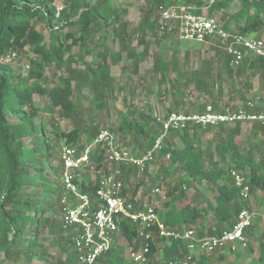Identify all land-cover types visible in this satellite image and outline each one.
<instances>
[{"label":"trees","instance_id":"16d2710c","mask_svg":"<svg viewBox=\"0 0 264 264\" xmlns=\"http://www.w3.org/2000/svg\"><path fill=\"white\" fill-rule=\"evenodd\" d=\"M55 1L0 0V59H2L0 61V264H33L35 257L43 259L47 255L38 240V227L41 225V215L50 209V205L34 203L31 198L21 194L23 189L31 184L29 175L33 168L32 154L36 155L37 148H45L43 153H47L48 157L51 154L48 150L50 138L46 135V127L42 122L37 123L34 119L40 113V108H36L34 96L37 94L48 96L52 108H58L63 115L77 118L80 106L74 98L75 80L80 90L86 85L103 84L110 76L108 67L119 65L123 53L134 58L137 69L151 51L152 45L145 41L147 34L150 33L156 41L159 40L160 6L168 7L180 3L194 6L195 4L191 0H151L148 9H143L144 16L138 26L139 32L143 34L140 42L144 48L137 54L135 50H130L127 44L130 38L128 25L120 19L124 11L114 9L110 0H95L94 3L85 4H82L81 0H67L68 9L58 13V16L53 6ZM232 9L235 11L230 14L227 23L222 24L227 31L247 35L256 31L263 23L264 0H238L237 3H233V0H216L209 7V12ZM62 21L64 24L59 26L58 23ZM241 21L245 22L243 26L240 24ZM232 22L236 26L235 31L230 26ZM102 26L107 32L113 30L119 37L122 43L121 52L113 54L105 48L102 52L96 53L93 58L94 63L88 64L85 73H79L76 77L59 78V85L47 88L42 82L46 69L53 65L61 68L66 59L71 67L74 62L71 52L75 45L87 46V53H93L94 48L91 47L92 45L89 47L87 41L95 27ZM39 27L49 30V34L45 35ZM66 28H77L78 31L66 33ZM78 32L80 36L77 38ZM169 34L165 32L162 36L168 37ZM104 41L105 39L101 45H104ZM213 49L216 51L215 59L202 61L200 68L178 71L174 76L177 79H184L187 84H194L195 90L202 98L198 113H204L209 100L213 101L216 94L221 97L223 92L222 84L214 79L215 61L221 68V72L217 74L218 80L226 75L225 81L237 84V79L244 77V83L248 85L249 90L246 92L237 90L240 101L250 113H264V96L260 93H251L252 78L257 74L264 78V58L247 55L237 68H233L231 58L226 52ZM26 50L31 52L33 57L30 62L29 77L22 78L3 60L10 52L18 54ZM154 70L164 84L170 82L172 84L170 89L174 93L178 92V84L172 78V73L175 72L173 60L165 62L157 56ZM71 73L76 72L72 70ZM255 101L257 104L252 109L248 107L249 103L254 105ZM213 105L214 109H218L217 101H213ZM14 117L17 119L16 122L11 120ZM244 123L241 121L234 124L223 123L217 127L213 125L203 127L189 123L182 130H171L163 139L158 156L164 160L168 155L170 156L169 165L163 166L161 170L163 175L161 180L169 185L166 193L167 202L161 210L156 206L163 223L171 228H196L207 221V216L211 213L215 223L208 232H199L201 236L220 235L224 230L231 228L240 211L246 206L234 185L230 174L232 169L249 170L252 195L257 190L264 191V163L257 162L253 155L243 152L242 145L236 140L241 135ZM119 129L121 132L134 135L139 148L136 150L137 148L134 147L133 153L137 155H142L153 148L157 139L164 133L162 123L144 113L138 120L131 119L129 115L123 116ZM214 129L216 131L214 139L204 146L202 134ZM56 130L60 129L56 128ZM100 131L97 127L91 126L84 132L81 128H75L69 132L56 133L64 140V145L85 147ZM252 131L254 135H261L264 139V125L255 122ZM85 133L87 137L84 140ZM177 137L182 145L176 141ZM27 141L30 144H27ZM228 156L231 158L228 159ZM101 160L102 158L98 161L99 165ZM227 162H229L228 167L222 166ZM121 169L126 185H129L132 176L139 174L136 168L121 165ZM172 170L182 173L176 181L171 179ZM146 174L147 172L144 173ZM50 188L54 191L53 187ZM95 189V184H81L82 192L93 194ZM127 190L128 188L125 194L129 197ZM187 190H192L193 194L190 202L183 205V202L189 199ZM203 196L205 198L199 203ZM46 197L47 194L41 199L45 200ZM131 199L135 201L138 209L145 208L136 196ZM250 208L252 209L251 204ZM120 230L122 237L131 244V248H140L150 243L151 254L147 264H158L156 260L158 257L166 264H179L188 253L184 241L163 238H156L154 242L146 241L139 235V226L131 221H125ZM60 232L62 240L66 243L62 251L67 253V258L63 263L58 262V264H77L71 235L64 232L62 225ZM262 238L264 239V231ZM122 250L123 248L118 244L114 245L110 251L101 256L98 264H127ZM232 254L234 253L198 252L193 255L192 264H232L229 260ZM255 264H264V243L260 245V256Z\"/></svg>","mask_w":264,"mask_h":264},{"label":"rangeland","instance_id":"374dc122","mask_svg":"<svg viewBox=\"0 0 264 264\" xmlns=\"http://www.w3.org/2000/svg\"><path fill=\"white\" fill-rule=\"evenodd\" d=\"M66 1L56 0L54 2L53 6L57 12V16L58 13L68 9ZM94 1L81 0L82 4L94 3ZM110 1L114 9L124 11L120 19L121 22L128 25L130 38L127 44L130 50H135L134 52L137 54L142 52L144 47L140 39L143 37V34L139 32L138 26L144 16L143 9H148L151 0ZM191 1H194V6L199 8H206V3L208 4L209 2V0ZM237 2L238 0H233V3ZM234 11L233 9L231 11L215 10L211 13L209 9L204 10L205 13L215 15L220 19L222 21L221 24H226L230 14ZM244 23V21L240 22L242 26ZM63 24L64 21L58 23L59 26ZM230 26L232 30H236L233 22ZM39 28L45 35L49 34V30L46 28ZM77 31V28L65 29L66 33ZM169 35L168 37L161 36L162 39L159 36V40L156 41L150 33L147 34L145 41L146 43L150 42L152 45L151 51L148 57L140 62L137 69H135L134 58L128 56L127 53H123V59L119 65H110L108 67L110 76L103 84L99 86L86 85L80 90L78 82L75 80L73 82V88L75 89L74 98L80 106V113L77 118L63 115L58 108H52L48 96L43 97L38 94L34 96L36 108H40L39 115L34 119L37 123L42 122L46 127V135L50 138V148L48 150L51 154L48 157L47 153H43L45 152V148H37L36 155L32 154V158L34 159L32 163L33 168L29 175L31 184L26 186L21 193L26 198H31L34 203L50 205V209L44 215H41V225L38 227V240L47 255L43 259L35 257L33 264H58V262L63 263L67 258V253L62 251L66 243L64 242L65 240H62V234L60 232L61 214L58 203L61 192V185H59L61 176L58 175L61 171L60 155L65 142L56 132H69L75 128H81L84 132L87 128L89 130L91 126L97 127L99 130L110 129L115 133L120 146L130 148L134 151V147L137 148L136 150L139 148L138 142L134 139V135L128 132H121L119 129L123 116L129 115L131 119L138 120L141 114L144 113L150 115L153 119L156 118L160 122L159 120H164L169 114L174 112L180 114H200L198 113V109L202 103V98L199 97L194 84H187L184 79H177L174 76L177 75L178 71L184 72L186 70L190 71L200 68L202 61L210 60L211 58L215 59L216 51L206 45L182 41L176 32H172ZM79 36L78 32L76 37L78 38ZM246 36L264 40V19L262 25L256 31L248 33ZM104 39V45H101ZM71 42L72 40L69 41V43ZM87 43L89 47L92 45L91 47L94 48L93 53H87V46L81 47L80 44L73 46L71 54L74 57V62L71 67H69L68 60L66 59L61 68L53 65L46 69L42 82L47 88L53 85H59V78L76 77L79 73H85L88 64L94 63L93 58L96 53L102 52L105 48L109 49L113 54L121 52L122 50V43L119 37L113 30L107 32L104 26L95 27ZM157 56L165 62L174 61L175 72L172 73V78L178 84L177 93H174L170 89L172 85L170 82L167 81L164 84L159 75L154 72ZM32 57V53L28 50L18 54L10 52L9 56L3 62L15 74L21 75L22 78H27L30 75V62ZM220 69V64L215 61L214 79L223 86L221 97L216 94L213 99V101H217L216 107L218 109H214L211 99L209 100L207 109L212 107L216 112L224 110L249 111L244 103L240 101L236 93L238 89L243 92L249 90L248 85L244 83V77L237 79L238 85L231 81H225L226 75H224L223 79L219 78L218 80L217 74L221 72ZM72 70L76 73L72 74ZM252 84L251 93H260L264 96V78L260 74L252 78ZM215 87L218 89L216 84ZM256 104L257 102L255 101L253 107ZM11 120L14 122L17 121L16 117L11 118ZM242 122L245 123L242 125L241 135L236 139L237 142L242 145L243 152L253 155L257 162L264 163V139L261 135L257 136L253 134L252 127L255 122ZM214 127H217V125H214ZM56 128L60 130H56ZM215 135V129L202 134L201 139L204 146H207L214 139ZM86 137L85 133L84 140ZM175 139L179 145H182L178 137ZM27 144H30V142L27 141ZM230 158L228 156V159ZM169 163L170 160H164L158 156L146 175L137 174L136 176H132L129 185H127L129 197L136 196L138 200L142 201L144 207L155 205L158 210L163 209L164 204L167 202L166 193L169 190V185L166 181L161 180L163 176L161 170L163 166H168ZM222 166L228 167L229 162L224 165L222 164ZM171 174L173 181H176L179 176H182L180 171L172 170ZM42 176L45 177L42 178ZM50 187H53L54 191ZM156 188H160L159 193L154 192ZM45 194H47V197L45 200H42L41 198H44ZM192 194V190H187L189 199L184 201L183 205L190 202ZM204 198L203 196L199 200V203ZM52 203L53 205H51ZM251 207L256 211L257 215L253 227L248 231V249L239 250L237 253L230 255L229 260L232 264H255L260 256V245L264 243V239L262 238L264 231V191L257 190L253 193ZM118 240V246L123 248L121 252L126 258V263L135 264L129 259V252L132 249L131 244L122 237L121 233ZM158 258L156 260H159Z\"/></svg>","mask_w":264,"mask_h":264},{"label":"built area","instance_id":"2783aa9c","mask_svg":"<svg viewBox=\"0 0 264 264\" xmlns=\"http://www.w3.org/2000/svg\"><path fill=\"white\" fill-rule=\"evenodd\" d=\"M209 0L206 8L178 4L160 6L159 35L176 32L182 41L195 42L210 48L221 49L231 58V66L238 67L247 55L264 58V40L227 31L215 15L204 10L214 4ZM248 107H253L251 103ZM164 127L163 135L153 148L142 155L133 153L118 143L115 133L102 129L96 138L85 147L64 145L61 149L59 207L61 225L67 235H71L76 252L77 264H98L101 256L118 244L121 226L131 221L139 226V235L146 241L156 238L184 241L188 253L179 264H192L193 255L198 252L237 253L248 249L247 231L252 227L256 211L250 208L252 190L249 172L232 169L231 177L239 197L246 206L238 214L231 228L220 235L201 236L196 228H171L163 223L155 205L138 209L135 201L126 196L121 165L148 172L162 149V141L171 130L179 131L189 123L219 125L238 121L258 122L264 125V113H250L247 110L216 112L209 107L201 114L171 113L159 120ZM100 161V165L98 161ZM166 159H170L168 155ZM96 185L93 194L82 192L81 184ZM160 192V188L154 190ZM151 245L132 248L129 259L135 264L150 261ZM158 264H166L158 260ZM173 264V263H170Z\"/></svg>","mask_w":264,"mask_h":264},{"label":"crops","instance_id":"0c3cea01","mask_svg":"<svg viewBox=\"0 0 264 264\" xmlns=\"http://www.w3.org/2000/svg\"><path fill=\"white\" fill-rule=\"evenodd\" d=\"M187 204V203H186ZM256 219V217H255ZM255 221V220H254ZM215 222L213 221V216L212 214L210 213L208 216H207V221H204L202 222L201 224H199L197 226V229H198V232H208L209 228L211 227V225H213ZM119 243V242H118ZM117 245V243H116ZM77 263V262H76ZM102 264V263H101Z\"/></svg>","mask_w":264,"mask_h":264}]
</instances>
